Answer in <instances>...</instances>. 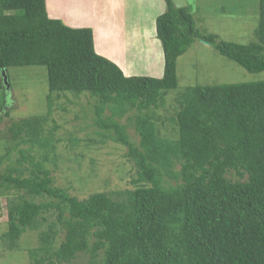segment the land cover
<instances>
[{
	"label": "trees",
	"instance_id": "obj_1",
	"mask_svg": "<svg viewBox=\"0 0 264 264\" xmlns=\"http://www.w3.org/2000/svg\"><path fill=\"white\" fill-rule=\"evenodd\" d=\"M166 2L156 21L164 74L155 77L126 75L96 51L92 28L50 17L46 0H0V91L4 73L10 88L11 68L45 66L51 92L47 115L15 121L12 138L27 135L0 155V197L7 199L1 188L22 192L6 203L9 245L38 230L45 211H57L64 232L59 243L56 225L39 233L34 264H72L80 253L92 264H264V79L188 86L175 97L173 116L156 111L178 87V58L197 38L247 71L264 72V0L257 40L245 44L202 32L188 6ZM65 92L95 99L96 134L128 147L134 188L80 200L54 185L59 142L75 148L82 141L46 136L53 96ZM6 98L0 96V124L9 115ZM126 115L138 143L119 121ZM44 197L50 199L35 201Z\"/></svg>",
	"mask_w": 264,
	"mask_h": 264
},
{
	"label": "rangeland",
	"instance_id": "obj_2",
	"mask_svg": "<svg viewBox=\"0 0 264 264\" xmlns=\"http://www.w3.org/2000/svg\"><path fill=\"white\" fill-rule=\"evenodd\" d=\"M159 1L142 0L137 8L133 9L136 19L133 17L129 19L131 9L127 10V8L130 0H116L111 9L118 11L122 17L121 22L125 29L123 35L130 34L132 29L140 32L144 27L149 31L155 29L157 32V17L168 9L167 4H161ZM186 1L189 11L194 15L197 28L202 32L215 33L218 35V40L243 44L257 40L255 31L259 22V0ZM87 17V22L96 20L92 15H87ZM134 19L135 22L132 24ZM123 38L126 42L129 41V52L126 56L128 61H126L129 68L135 72L133 75L149 76L153 74L149 73L147 68L152 70L161 55L164 56L162 43L158 39L157 33L155 35L157 44L143 38L131 44V39L127 35ZM101 39L102 36L99 40V48L123 64L121 52L124 50L119 48L118 41L115 42V47H110L112 43L110 44L104 39L102 40L105 42H101ZM136 52L137 54H135ZM148 52L154 54L153 59H149ZM177 75L178 87L166 94L165 107L162 106L156 110L159 115L163 114L161 115L163 118L175 114L177 110V105L174 103L175 97L188 86L254 82L264 79V72L247 71L235 61L220 54L212 44L206 43L202 38L195 39L190 49L178 58ZM9 82L10 88L7 85L5 91H0V96L5 94L7 96L3 104H6L5 111L9 113L0 124V155L6 153L8 147H15L19 139L27 135L22 132L17 139L12 138L10 128L15 121H23L24 118L30 116L47 115V95L51 93L45 66L11 68ZM65 93L66 95L60 98H56V95L53 96L52 110L49 120L45 124L46 136L50 137L49 132L52 131L56 138L64 140L69 137H79L82 141L75 148H71L69 142H59L56 152L61 158V165L59 169L52 171L54 185L67 189L72 196H76L80 200H84L94 193L113 194L115 191L134 188L133 180L136 179L137 173L133 163L126 156L128 147L110 138L102 139L96 134V131L100 130V126L94 122L95 99L85 93L78 96L71 92ZM1 107L2 103L0 102ZM110 114L111 110L107 109L104 115L107 117ZM119 121L127 125L130 138L138 143L139 136L128 122V115ZM89 137H93V139L90 140ZM20 146L28 147L26 144ZM18 156L17 149L13 150L11 156L13 160ZM5 167L6 164L2 166V169ZM1 189L2 194L7 193V199L0 197V264H34L31 250L40 245L39 233L42 230H48L49 226L53 224L59 230L57 243L64 237V232L58 222L57 211H45L40 215L42 220L40 228L24 232L15 242L16 246L12 247L9 245V239L4 236L8 229L6 203L8 200H20L22 192L17 187ZM49 199L44 197L35 201L42 202ZM72 264H92L90 255L80 253Z\"/></svg>",
	"mask_w": 264,
	"mask_h": 264
},
{
	"label": "crops",
	"instance_id": "obj_3",
	"mask_svg": "<svg viewBox=\"0 0 264 264\" xmlns=\"http://www.w3.org/2000/svg\"><path fill=\"white\" fill-rule=\"evenodd\" d=\"M142 0H130L128 3L129 7L127 10L131 9L129 12L130 17L135 18L133 15V9L137 8V5L141 3ZM113 2V3H112ZM161 4H167L166 0H160ZM116 0H46L47 12L52 18L62 19L67 25L71 27H89L92 28L94 33V44L96 51L113 60L123 69L126 75H133V70L128 66V60L126 56L129 52V41L126 42L123 36L127 35L129 39H131V44H134L139 39L143 38L144 40H150L151 43L157 44L158 41L155 39L156 30H147L146 27L142 28L140 32L136 29L130 30V34L123 35L124 27L122 26L121 18L118 11L111 9L112 5H115ZM162 9V6H161ZM162 11V10H161ZM138 12V11H137ZM87 15H92L96 18L95 21L87 22ZM136 19V18H135ZM133 20L132 24L135 22ZM130 23V22H129ZM128 23V24H129ZM102 36V39L106 40L111 44L110 47H115V42L118 41L119 48H122L124 51L121 52V57L123 64L118 61L117 58L107 54L102 48H99L100 43L99 40ZM101 39V42H105ZM104 44V43H102ZM116 44V47H117ZM105 45V44H104ZM106 46V45H105ZM109 44L106 47L108 50ZM118 48V47H117ZM160 48V47H159ZM137 54V52L135 53ZM150 58L153 59L154 54H150ZM164 56L161 55V58L158 59L155 67L150 70L147 68V71L150 74L149 76L161 77L164 72L163 65ZM127 60V61H126Z\"/></svg>",
	"mask_w": 264,
	"mask_h": 264
},
{
	"label": "water",
	"instance_id": "obj_4",
	"mask_svg": "<svg viewBox=\"0 0 264 264\" xmlns=\"http://www.w3.org/2000/svg\"><path fill=\"white\" fill-rule=\"evenodd\" d=\"M171 1L175 5V7H177V8H183V7L188 6V2L186 0H171ZM206 43H209V42L206 41ZM4 83L6 84V86L8 85L7 79L5 77V73H4Z\"/></svg>",
	"mask_w": 264,
	"mask_h": 264
}]
</instances>
